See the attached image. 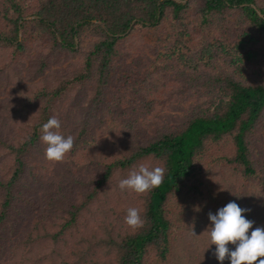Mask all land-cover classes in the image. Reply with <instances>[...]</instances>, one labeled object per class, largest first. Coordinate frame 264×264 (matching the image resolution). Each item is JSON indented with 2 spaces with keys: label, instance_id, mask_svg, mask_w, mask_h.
<instances>
[{
  "label": "trees",
  "instance_id": "1",
  "mask_svg": "<svg viewBox=\"0 0 264 264\" xmlns=\"http://www.w3.org/2000/svg\"><path fill=\"white\" fill-rule=\"evenodd\" d=\"M256 3L0 0V264H221L216 246L207 249L209 212L229 202L244 208L247 199L249 231L264 227V171L250 153L264 82L220 75L227 99L214 97L213 113L187 107L182 95L189 87L200 96L215 83L218 74L204 59L233 13L244 20L234 22L237 35L242 23L243 35L260 32L245 60L264 69V7ZM187 35L200 41L194 65L176 52ZM168 108L178 116L161 114ZM136 112L148 124L164 117L179 123V131L141 144ZM52 117L65 138H74L72 156L58 163L46 159L41 141ZM121 119L129 127L124 134L117 132ZM78 154L83 173L72 166ZM141 164L165 169L161 186L121 191L119 181ZM38 171L43 181L75 184L45 188ZM193 179L199 185L187 191ZM130 207L139 209L143 227L125 223Z\"/></svg>",
  "mask_w": 264,
  "mask_h": 264
},
{
  "label": "rangeland",
  "instance_id": "2",
  "mask_svg": "<svg viewBox=\"0 0 264 264\" xmlns=\"http://www.w3.org/2000/svg\"><path fill=\"white\" fill-rule=\"evenodd\" d=\"M256 5L258 7L260 6L264 7V0H257ZM231 19H232L231 20L232 24L231 23L224 24L223 22H221L224 25V27L227 28V31L219 32L217 34L218 39L217 40L214 39L215 40V42H213L214 45L211 46L210 54H212L211 55L212 57L208 59H204L205 62L210 63L211 69H213L218 74L215 83L211 84L207 92L204 90L203 93L197 97L193 96L195 94L194 88H192V90L190 91L189 87L187 86L188 91L183 90L182 92V95L187 97V102L184 104H186L187 107H192L194 111L196 109L198 112L200 107H203V108L207 107V110L209 109V113H213L215 112V108L217 106L216 104L218 103V102L212 103L213 98L214 97L218 98L221 96L222 98L227 99V95H224V94L227 93L228 90L223 87L224 86L223 83L222 84L221 82L218 83V81L221 80L220 75L222 76L232 75L234 77V80H237L241 84H246V85H251V84L256 85L259 82H264V74H263L264 69L262 67H255L253 69H250L247 66V64L253 61H248L246 63L247 60H245L246 59L245 56L246 54H248L247 47H249L250 44H254V40H256V38L259 37L258 35L260 34V32L257 31L256 29L251 28L252 29L251 30L249 28L248 30H250V32L247 35H243L242 27L244 26V23H242V24L237 25L239 26V28H241L240 32H238V35H237L236 34L237 30L234 25V22L236 21V19H240L244 22L241 11H240V15L238 13H233L231 15ZM152 34L153 32L151 30L145 33L144 34L145 41H150ZM212 38L213 36H211V39ZM199 44H200V41L194 40L193 36L191 35H187L185 40L183 39L182 42H179L176 44V52L180 53L181 55L184 53V55L187 56L186 63L194 65L195 60L193 59L192 54L195 51L197 53L198 49H200ZM241 63H244L245 65L244 64H242L244 66L239 65ZM237 66L242 67V69L236 72ZM254 66H257V64H255ZM250 70L252 73L250 72ZM222 87L224 88L223 91H221ZM209 104H211L210 108H209ZM166 111L170 112L171 114L173 113V116L179 113L177 112L176 108L173 110L168 108V109H165V111H163L161 114H163L164 112L166 113ZM135 114H137L136 121L138 123L135 124L134 135H135V138L137 136L136 141H140L141 144H150L154 142L155 140H159L164 134L173 133L172 131H179V128H180L178 125L179 123H176L175 125L171 126V124L167 122V119H165V117L163 118V120L157 119L155 120V122L148 124L147 121L144 119V117H141L138 112H136ZM126 121L127 120L125 119L124 120L121 119L117 123L116 125L117 132L122 133L123 131L126 132L129 129V127L125 125ZM255 133H257V135H255ZM255 133H253V136H252L254 138H253V145L250 146V153L252 154V158L254 160L255 166L257 165L260 168V170L264 171V111L259 119V131ZM107 135L109 134H106L104 136H107ZM231 140H233L231 139V137H226L223 139V141L225 142H228V141L231 142ZM92 143L95 144L94 142ZM230 151H231V154L233 155L235 152V146H233V148ZM69 154L72 156V153H69ZM83 158H84L83 155L78 154L75 156V158H73L75 159V162H72V166H75V169L79 167L80 172L82 173H83L82 165L84 164V160H85ZM164 163L166 164L165 160H160L161 165L165 166ZM200 164L206 167V164H204L203 162H201ZM145 166H148V165L145 164ZM46 169H48V167ZM51 170H55V167H52ZM77 173L78 171L76 170V174ZM37 176L41 182V185L44 186L45 188L67 187L68 185V188L65 190H69L71 188L70 186H73L75 184V183H72V180L70 181V184H67V183L63 184V182H69L67 180H63V181L61 180L56 184L55 182H51V181H43L40 179L43 177V175L41 176L39 171L37 173ZM44 178L46 177L44 176ZM260 182H261V178H258L256 182H253V183H255L258 186ZM192 185L195 188L198 187V186H195V185H199L198 181L196 179H193L191 182V185L186 188L187 191L193 190L190 188ZM65 190L64 188H62V192ZM246 200H245V204H248ZM242 204H239V205H242ZM245 204H244V208H245Z\"/></svg>",
  "mask_w": 264,
  "mask_h": 264
},
{
  "label": "clouds",
  "instance_id": "3",
  "mask_svg": "<svg viewBox=\"0 0 264 264\" xmlns=\"http://www.w3.org/2000/svg\"><path fill=\"white\" fill-rule=\"evenodd\" d=\"M60 121L56 117L50 118L42 125L41 141L47 145L46 159L60 162L72 150L74 138H65L59 131ZM165 169L155 167L150 169L143 164L130 171L127 178L119 181L121 191L129 190L137 194H145L158 187L164 181ZM199 211V208L196 209ZM249 211L235 202H229L213 214L208 213L211 221L210 245H215L213 255L221 262L230 260V264H264V227H256L249 234L254 221L247 219L243 213ZM125 223L133 229L143 227L139 209L130 207L125 216ZM229 244L235 245L230 250ZM206 249V250H207Z\"/></svg>",
  "mask_w": 264,
  "mask_h": 264
}]
</instances>
